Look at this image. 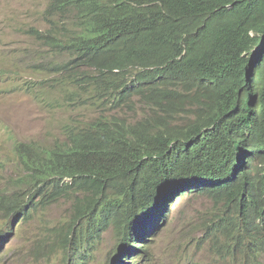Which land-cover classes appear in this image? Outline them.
Masks as SVG:
<instances>
[{"label": "trees", "instance_id": "16d2710c", "mask_svg": "<svg viewBox=\"0 0 264 264\" xmlns=\"http://www.w3.org/2000/svg\"><path fill=\"white\" fill-rule=\"evenodd\" d=\"M45 15L48 30L32 33L64 58L53 86L98 115L52 146L17 143L23 176L0 207L26 222L72 197L68 264H88L110 228L146 256L134 238L180 190L239 205L230 253L264 246V0H50Z\"/></svg>", "mask_w": 264, "mask_h": 264}, {"label": "rangeland", "instance_id": "374dc122", "mask_svg": "<svg viewBox=\"0 0 264 264\" xmlns=\"http://www.w3.org/2000/svg\"><path fill=\"white\" fill-rule=\"evenodd\" d=\"M49 2L0 0V196L18 190V179L23 176L14 153L16 143L52 146L64 138V124L98 115L55 101L58 96L50 87L56 76L53 68L64 58L57 57L32 33L48 30L45 11ZM144 110L138 107L125 116L134 122ZM115 114L108 112L109 116ZM167 213L150 237L138 239L149 242L146 256L129 252L122 236L109 229L92 242L88 264H264V246L254 253L229 252L228 247L236 243V224L241 220L237 203L199 194L181 198L178 193ZM22 219L10 217L0 207V235L9 233L3 243L0 239V264H68L76 257L79 249L65 248L74 219L72 197L42 205L26 222ZM143 229H138V234ZM83 248H88L87 239Z\"/></svg>", "mask_w": 264, "mask_h": 264}, {"label": "clouds", "instance_id": "9594fccd", "mask_svg": "<svg viewBox=\"0 0 264 264\" xmlns=\"http://www.w3.org/2000/svg\"><path fill=\"white\" fill-rule=\"evenodd\" d=\"M56 63V62H55ZM53 82H54V80L52 81V83H50V87H52L53 89H54V93L58 96V99H56L55 101H57V102H59V103H62V105H67L66 103H64V102H62L63 101V98H62V96L59 94V93H57V90L55 89V87L53 86ZM43 88V86H41V87H37L36 89H35V92H37L39 89H42ZM69 105V104H68ZM69 106H73V105H69ZM73 107H75V106H73ZM77 110H84V111H87L86 110V108H77V107H75ZM74 120V119H73ZM77 120H81V119H77ZM83 120H85V119H83ZM71 122V121H70ZM69 123V122H68ZM67 124V123H66ZM65 125V124H64ZM63 125V126H64ZM62 126V127H63ZM62 131V130H61ZM62 135H63V133H62ZM64 137V136H63ZM64 140V138L62 139V140H59V141H63ZM57 142V141H56ZM55 142V143H56ZM21 143H24V142H21ZM32 143V142H31ZM54 143V144H55ZM17 144V143H16ZM15 144V145H16ZM53 144V145H54ZM14 145V146H15ZM15 153V152H14ZM187 192H189V190H187V191H183V190H180V191H177L176 193L174 192L172 195H171V201L168 203V206L166 207V211L168 212V207H169V205L172 203V199L174 198V196L176 195V194H180V197L181 198H184V197H186L187 195H190V193H187ZM181 194H183L182 196H181ZM197 194V193H196ZM200 195V194H199ZM202 196V195H201ZM211 199V198H210ZM213 200V199H212ZM165 199H161L160 200V202L161 203H165ZM157 209V211H156V213L157 212H159L160 210H161V208H160V206H158V208H156ZM240 211V210H239ZM167 212H165L162 216H159V217H157V221H160V219L162 218V217H166V216H168V214L169 213H167ZM162 220V219H161ZM159 224V223H158ZM141 227H139V226H137V227H135V231L137 232V230L138 229H140ZM144 228V227H143ZM110 229H113V228H110ZM9 231H11V230H9ZM145 231V230H144ZM152 232H155V231H153V230H151V232L150 233H152ZM0 233H2V232H0ZM138 233V232H137ZM9 234V233H8ZM144 234V232L142 233V235ZM3 236V235H2ZM121 236V235H120ZM150 236V235H149ZM0 237H1V235H0ZM1 239V238H0ZM135 240V242H137L136 244L137 245H139V246H144V247H146V249L148 248V245H149V242H147V241H143L142 242V244L139 242V240L137 239V238H134ZM141 240H143V239H141ZM148 241H149V239H147ZM5 241V240H4ZM4 241H2L1 240V243H3ZM144 243V244H143ZM1 247H2V244L0 245ZM129 246V245H128ZM141 249V248H140ZM133 249L132 248H130V251L129 252H133L132 251ZM148 253H149V251H148ZM142 255V254H141ZM77 256V255H76ZM130 255L128 254V257H129ZM127 259H129V258H126V260ZM133 259H135V256L133 257ZM72 260V259H71Z\"/></svg>", "mask_w": 264, "mask_h": 264}, {"label": "bare ground", "instance_id": "6f19581e", "mask_svg": "<svg viewBox=\"0 0 264 264\" xmlns=\"http://www.w3.org/2000/svg\"><path fill=\"white\" fill-rule=\"evenodd\" d=\"M247 218V217H246ZM251 219V218H250ZM248 220V219H247ZM249 221V220H248ZM248 223V222H247ZM243 226V225H242ZM264 227V226H263ZM132 257H134V256H132Z\"/></svg>", "mask_w": 264, "mask_h": 264}]
</instances>
